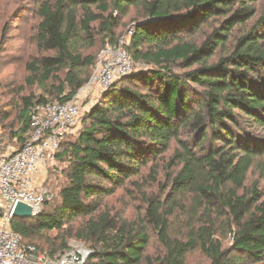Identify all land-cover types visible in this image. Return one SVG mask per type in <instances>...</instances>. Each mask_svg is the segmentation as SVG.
Returning <instances> with one entry per match:
<instances>
[{
  "label": "trees",
  "instance_id": "trees-1",
  "mask_svg": "<svg viewBox=\"0 0 264 264\" xmlns=\"http://www.w3.org/2000/svg\"><path fill=\"white\" fill-rule=\"evenodd\" d=\"M258 1L38 2L40 55L27 65V84L45 95L22 98L16 151L28 141L31 108L69 100L84 88L96 64L85 49L98 38L115 45L128 17V52L145 69L112 85L78 135L66 136L55 156L67 164L59 202L47 198L39 216L11 221L23 244L56 256L77 239L92 249L87 264H193L195 254L202 264H264V15L256 18ZM3 45L2 38L0 61ZM62 73L59 88L47 90ZM171 151L166 199L145 195L138 223L112 216L104 201ZM251 175L258 178L249 186ZM182 219L179 228L173 225ZM152 231L162 247L156 256L148 254Z\"/></svg>",
  "mask_w": 264,
  "mask_h": 264
},
{
  "label": "rangeland",
  "instance_id": "rangeland-1",
  "mask_svg": "<svg viewBox=\"0 0 264 264\" xmlns=\"http://www.w3.org/2000/svg\"><path fill=\"white\" fill-rule=\"evenodd\" d=\"M39 1L40 0H0V40L2 38L4 39V52L1 55L0 61V116L3 119L0 124V157L3 155H10L20 147L17 138L13 137V134L21 129V125L17 120V115L18 109H20L22 105V98L31 95L36 97L45 95L44 89L38 86L29 87L27 84V78L30 76L27 65L40 55L36 44L37 28L40 21L37 15ZM256 10L258 12L256 18L264 15V0L258 1ZM131 26L129 17L123 19L120 28L116 31L117 38L120 39L126 36L129 30H131ZM107 45L113 46L110 43L104 42L101 38H98L93 48L88 47L85 49V54L93 55L96 59V64L94 68L91 69L90 80L97 73ZM140 71L141 70H138L135 73ZM64 78L65 75L62 73V75H60L61 80L52 83L53 87L51 89L47 88V90L55 91L58 89L64 82ZM88 84L78 92L82 98L81 104L83 113L72 133L74 138L82 128V122L86 114L100 101L105 92L98 86H88ZM192 87L197 92L201 91L199 87ZM67 94H69V88H66V93L63 96ZM54 100L56 99L52 98V96L49 97V102ZM5 115H8L6 119H4ZM189 139L192 141L191 137ZM171 155L172 151L166 154L165 159L150 163L149 167L143 171L140 178L133 179L134 181L130 182L125 188L118 190L114 196L104 201L112 216L119 217L125 221L138 223L139 220L141 221L143 219L145 214L147 196L158 197L162 200L166 199L167 195L170 193V177L174 174L173 169L171 170L168 167V160ZM66 167L67 164L65 162L54 160L47 170L46 177L43 179L44 185L49 189L47 198L52 204H57L60 200V190L66 181L61 172L64 171ZM153 172L157 173L156 180L151 178ZM257 178V175H251L248 185L250 186ZM260 188L264 193V181L260 183ZM184 220L185 219L176 221L173 225L179 228L180 225L186 222H184ZM70 247L85 248L88 251H92L89 245L73 238L69 239L67 249ZM161 251L162 247L157 241L156 233L152 231L151 245L148 249V254L150 256H156L160 254ZM45 253L48 252L46 251ZM202 262L203 260L200 255L195 254L193 256V264H202Z\"/></svg>",
  "mask_w": 264,
  "mask_h": 264
},
{
  "label": "built area",
  "instance_id": "built-area-1",
  "mask_svg": "<svg viewBox=\"0 0 264 264\" xmlns=\"http://www.w3.org/2000/svg\"><path fill=\"white\" fill-rule=\"evenodd\" d=\"M131 35L129 30L115 45H107L88 86L107 91L123 77L145 68L128 52ZM81 101L77 93L66 101L31 108L28 141L19 151L0 157V264H87L92 251L70 247L56 256L38 253L34 246L23 244L22 237L10 227L19 203L32 209V217L42 212L48 195L43 179L66 136L81 119Z\"/></svg>",
  "mask_w": 264,
  "mask_h": 264
},
{
  "label": "water",
  "instance_id": "water-1",
  "mask_svg": "<svg viewBox=\"0 0 264 264\" xmlns=\"http://www.w3.org/2000/svg\"><path fill=\"white\" fill-rule=\"evenodd\" d=\"M13 217L20 220H27L32 218V209L23 203H19L13 213Z\"/></svg>",
  "mask_w": 264,
  "mask_h": 264
}]
</instances>
